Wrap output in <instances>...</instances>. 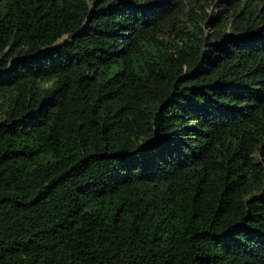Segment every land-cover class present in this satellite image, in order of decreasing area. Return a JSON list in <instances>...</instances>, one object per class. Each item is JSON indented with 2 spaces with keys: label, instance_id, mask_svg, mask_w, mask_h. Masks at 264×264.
<instances>
[{
  "label": "trees",
  "instance_id": "1",
  "mask_svg": "<svg viewBox=\"0 0 264 264\" xmlns=\"http://www.w3.org/2000/svg\"><path fill=\"white\" fill-rule=\"evenodd\" d=\"M0 264H264V0H0Z\"/></svg>",
  "mask_w": 264,
  "mask_h": 264
}]
</instances>
